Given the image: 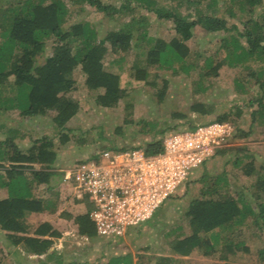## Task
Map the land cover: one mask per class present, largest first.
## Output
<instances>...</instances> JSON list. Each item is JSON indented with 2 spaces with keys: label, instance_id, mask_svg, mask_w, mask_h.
<instances>
[{
  "label": "trees",
  "instance_id": "obj_1",
  "mask_svg": "<svg viewBox=\"0 0 264 264\" xmlns=\"http://www.w3.org/2000/svg\"><path fill=\"white\" fill-rule=\"evenodd\" d=\"M66 1L86 4L106 16L123 15L129 16V19L99 39L90 21L81 19L68 23L69 8ZM161 1L117 0V5H110L105 0H0V119L11 110H17L21 117L51 114L53 126L59 133L56 142L43 135L32 139L29 145L21 146L16 139L23 138V135L7 127V136L0 139V190L6 192L4 197H0V231L12 246L21 247L27 254L45 255L47 259L54 260L55 264H62V255L49 251L61 233L49 221L33 225L28 217L34 213H52L58 207L63 173L54 170L56 147L69 139L67 123L79 109V102L72 93L75 89L73 74L76 69L84 76V83L89 89L99 91L95 96L96 104L114 107L128 95V90L121 86L120 74L105 65L107 56H113L108 64L121 71L129 64L127 70L130 76L153 87L157 86L156 80L159 77L156 69L172 68L174 74L182 73L185 76L196 71L197 77L192 80L195 92L206 91L203 80L217 76L221 67H243L247 71L246 80H252L257 85L255 97L249 100V104L256 102L257 108L251 112L249 130L238 129L234 136L248 137L253 125L264 124V14L258 22L240 19L243 25L240 29L235 23L228 25L224 15L204 13L196 5L204 3L207 8H211L217 4V0H167L168 4H162ZM227 1L225 12L231 18L241 17L237 12L251 13L261 3V0ZM190 8L195 10V14L191 11L183 13L182 10ZM140 10L153 13L157 19L171 21V37L166 40L148 36L146 16L139 15L137 11ZM196 26L209 33L235 30V35L220 36L217 48L205 56L191 50L187 44ZM135 34L143 38L145 49L129 61L128 54L132 52L133 40L137 38ZM43 54L45 57L39 61ZM251 61L256 64L255 68L248 65ZM235 83L241 91L245 90L239 79ZM166 86L167 81L163 79L162 86L156 92L160 100ZM131 108L132 104H126L125 110L128 113ZM190 109L201 115L213 111L197 100ZM239 113L240 110L236 115ZM172 116L185 117L184 114ZM228 120L230 114L225 112L209 120V123ZM5 127L0 122V129ZM152 128V122L144 121L138 132L146 135ZM156 134L149 140L142 139L139 144H112L106 146V149L140 148L147 154H155L163 149V138H156ZM223 152L218 151L220 154ZM247 156L243 155L246 159ZM243 157L235 158L234 164L240 167L244 175L254 178L245 191L235 189L227 177L221 174L199 178L203 182L200 195L190 201L183 213L189 230L176 233L181 228L179 225L171 230L175 234L168 242L171 254L188 256L195 249L205 255L213 254L221 234L247 230L250 225H255L264 233V163L256 167L250 156L242 164ZM40 186L44 187V195L37 192ZM83 200L78 202L84 203V213L66 215L76 225L78 235L89 239L95 237L96 231L89 216L91 205L86 199ZM162 220L164 214L157 219L155 212L151 219L134 228L131 238H136L147 225L154 227L157 221ZM116 240L122 239H108L107 242ZM241 246L243 241L233 243L223 239L221 250L225 253L221 258H227V254ZM6 256L0 246V264ZM257 256L264 262V242ZM165 259L166 264L172 260L171 257ZM41 264L48 263L41 261ZM102 264L140 263H133V254L125 251L111 255Z\"/></svg>",
  "mask_w": 264,
  "mask_h": 264
},
{
  "label": "rangeland",
  "instance_id": "obj_2",
  "mask_svg": "<svg viewBox=\"0 0 264 264\" xmlns=\"http://www.w3.org/2000/svg\"><path fill=\"white\" fill-rule=\"evenodd\" d=\"M161 1V0H160ZM68 23L77 20H88L95 27L98 38H103L109 30L118 29L122 23L129 19V16L114 15L106 16L94 11L86 4H73L69 1ZM110 5H117V0H105ZM162 4H168L167 0H162ZM227 0H217V4L207 8L204 3L196 4L204 13L222 14L226 17L228 25L237 24L240 29L243 25L240 19H252L257 21L262 19L264 14V0L258 4L253 12L239 13L241 17L231 18L226 9ZM183 13L189 11L195 14L192 8L182 10ZM137 13L146 16V31L151 37H161L169 39L172 35L171 21L157 19L153 13L145 10ZM225 34H234L235 30H229L226 33H209L202 27L196 26L193 29V37L187 41L191 50L200 52L207 56L211 54L218 46V39ZM137 35V34H135ZM133 40L134 47L128 54V60L135 59L136 53L141 54L144 51L143 38ZM264 45V40H262ZM48 49V48H47ZM45 54L39 57L42 61ZM113 56H107L104 60L108 69L117 71L120 74L121 86L128 90V95L119 101L114 107H102L96 104L95 96L99 91L89 89L84 83V76L76 69L73 74L75 89L73 96L79 102L77 113L68 121L69 139L63 144H57V159L54 163V170L58 173H64L74 162L91 158L94 154L106 149L108 145H134L139 144L142 139L149 140L152 135L157 133L156 138H165L174 132L191 129V126L206 124L209 120L215 118L218 114L229 113L232 133L227 145L220 148L223 153H217L209 158L202 167H200L176 194L165 201L156 211L157 219L164 214L162 222H156L154 227L148 225L141 229L136 238L122 239L121 241L107 242L108 237H102L95 234V237L85 239L78 235L77 227L72 219L67 217V213L77 215L85 212V206L72 198L69 187L63 182L59 186L60 198L58 207L52 213H34L28 219L33 225L42 221H49L60 233L61 236L55 239L51 251H56L62 255L61 261L68 264H97L104 263L113 254L124 253L125 251L133 254V263L140 264H166V257H171L169 264H264L257 256L258 250L264 242V233L259 231L255 225H250L247 230L235 231L228 235L221 234L218 244L215 246L213 254L205 255L200 250L195 249L188 256L173 255L169 251V240L173 239L175 234L171 233L175 226L181 228L177 232H187L183 213L187 209L190 201L200 195L203 182L199 178L215 177L224 175L235 189H244L253 181V176L244 175L240 167L234 164L237 157L248 155L247 159L243 157V163L253 158L256 167L264 163V124L253 125L251 135L248 137H235L236 130L248 131L251 124V112L257 108L256 102L249 104V100L255 97L258 91L257 85L252 80L245 78L246 69L243 67L231 68L221 67L218 75L205 78L203 84L207 87L206 91L195 92V85L192 82L196 76V71H192L190 76L182 73L174 74L172 68L159 69L156 80V87L145 84L143 81H137L129 75L127 70L129 64L121 71L114 65L108 64ZM260 64L261 61H257ZM251 68L256 64L248 62ZM154 71V70H153ZM151 71V73H154ZM167 81L165 94L160 100L156 95L157 88L162 86V80ZM239 79L245 90L241 91L237 87L235 80ZM200 101L206 108L213 111L207 115L191 111L190 107L195 101ZM132 104L129 113L125 110L126 104ZM240 113L236 115V112ZM172 114H184V118L172 116ZM130 120L125 122V120ZM152 122V131L146 135L139 134L143 122ZM6 127L0 129V139L7 136L5 131L8 128H14L23 135V138L16 139L21 146L29 145L32 139L46 135L55 142L59 139V133L53 126L51 114L34 117H21L17 110H11L4 114L0 119ZM177 125V126H175ZM160 131H163L161 133ZM159 132V133H158ZM210 182V181H209ZM44 187L37 189L39 194L44 195ZM6 195L5 190H0V197ZM96 233V232H95ZM208 235V234H207ZM223 239L231 240L233 243L243 241V246L236 248L233 253L227 254V258L222 259L225 251H222ZM0 246L6 254V259L2 264H41V261L48 264H55L54 260L47 259L45 255L37 256L25 253L21 247L12 246L5 234L0 231Z\"/></svg>",
  "mask_w": 264,
  "mask_h": 264
},
{
  "label": "built area",
  "instance_id": "obj_3",
  "mask_svg": "<svg viewBox=\"0 0 264 264\" xmlns=\"http://www.w3.org/2000/svg\"><path fill=\"white\" fill-rule=\"evenodd\" d=\"M231 133L228 122H208L169 134L155 154L140 148L103 150L73 163L63 173V183L73 199H86L91 205L89 216L97 235L131 238L134 228L151 219L227 145Z\"/></svg>",
  "mask_w": 264,
  "mask_h": 264
}]
</instances>
